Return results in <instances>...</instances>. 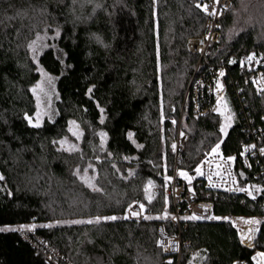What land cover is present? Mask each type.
I'll return each mask as SVG.
<instances>
[{
	"label": "trees",
	"instance_id": "trees-1",
	"mask_svg": "<svg viewBox=\"0 0 264 264\" xmlns=\"http://www.w3.org/2000/svg\"><path fill=\"white\" fill-rule=\"evenodd\" d=\"M195 1L0 0V264H47L17 233L28 223L73 264H160L166 255L156 244L157 219L135 223L123 213L137 199L149 204L151 217L161 210L160 190L149 202L143 188L147 181L160 188L170 177V120L180 115L189 135L181 168L192 171L220 144L225 156H236L241 183L260 187L255 200L212 193L213 214L264 215V154L242 160L239 153L247 127L264 128V94L246 59L254 54L264 73V0H231L210 47L208 63L228 69L226 134L212 101L196 118L190 97L185 101L198 62L186 42L204 22ZM41 32L48 37L35 61L29 45ZM38 67L56 78L55 114L34 127ZM63 137L72 149L59 145ZM111 216L118 219H104ZM95 217L99 223H72ZM182 239L189 242L182 264H252L264 253V221L252 247L222 221L190 223Z\"/></svg>",
	"mask_w": 264,
	"mask_h": 264
},
{
	"label": "built area",
	"instance_id": "built-area-1",
	"mask_svg": "<svg viewBox=\"0 0 264 264\" xmlns=\"http://www.w3.org/2000/svg\"><path fill=\"white\" fill-rule=\"evenodd\" d=\"M200 4L201 7L197 8L196 5ZM207 5V11L204 10V6ZM231 5V0H196L195 7L204 16L202 32L199 36L190 37L187 42V50L191 53L198 55V62L195 66L192 79L189 84V88L185 95V101L190 97L192 101L193 116L196 118L201 115H205L208 111V107H202L205 101H212V110L216 113L214 106L219 105L220 108L226 114L228 112V105L225 100V84L224 77L228 73L226 64L220 62L218 65L209 64L207 59L210 54L211 44L217 42L221 35V20L227 14V11ZM222 9H225L222 11ZM216 12V15H209V13ZM256 64L252 67L253 72L250 76L251 82L254 85L256 92L261 94L259 91L260 87H264V73L260 68H256ZM223 71L225 74L223 77L219 76V73ZM219 80L222 88H217V81ZM253 81H261L258 85ZM264 121V114L262 115ZM170 122L175 127V136L172 140L173 149V166L171 169L170 179H168L162 187L154 186L152 193H162L163 206L160 211L155 213V217H162L165 214L169 217L168 219H157L155 227L156 244L162 242L168 251H162L166 255L160 264H182L181 254L182 247L189 245L188 241H183L182 231L187 228L190 223L193 222H205V221H222L229 223L235 227L241 243L245 246L252 247L254 239L259 232L260 224L258 225H246L243 223L245 220H258L264 221L263 216H238V215H224L218 216L213 214V202L211 200L212 193L215 195L217 192H224L228 195L242 194L245 197L248 196L245 192L230 189H239L240 187L248 188L252 191L254 183H241L238 179L235 163L236 156L230 155L225 156L221 150L220 144L216 152L212 150L207 153L193 168L192 171L186 170L179 166V163L184 153L186 144L189 140V135L182 129V115L179 119H171ZM251 121L247 124L250 126ZM231 124L229 125V127ZM228 127V128H229ZM247 138L240 142L239 153L240 158L248 159L257 158L263 154L259 151L263 148L261 145V135L264 133L262 126L247 127ZM254 146V147H253ZM248 149V151H245ZM234 158V159H229ZM200 168L202 175L196 173V169ZM181 172L187 173L193 177L191 184L180 175ZM211 176V181H209ZM235 181V183H233ZM215 185V187H213ZM145 205V210L140 217L130 216L128 208L130 205L133 206L134 210H139V204ZM193 214L204 217L199 220H187L179 219L180 217H187ZM152 210L149 204L142 199L132 201L124 210L123 217L129 216L128 219L135 223L143 222L144 216H151ZM171 217H177V219H171ZM208 217H220L222 219H210ZM227 218V219H223ZM47 225V224H46ZM34 226V227H33ZM249 228L256 229L255 233H249ZM17 233L19 237L27 242L35 251L36 254L42 255L44 261L47 264H73L64 254L54 249L49 243L37 233L36 224H20L17 227ZM250 237V244L245 242V236ZM171 241V243H169ZM259 253H256L252 258V264H262V260ZM190 264V263H186Z\"/></svg>",
	"mask_w": 264,
	"mask_h": 264
},
{
	"label": "rangeland",
	"instance_id": "rangeland-1",
	"mask_svg": "<svg viewBox=\"0 0 264 264\" xmlns=\"http://www.w3.org/2000/svg\"><path fill=\"white\" fill-rule=\"evenodd\" d=\"M249 1L250 0H240V2L242 3V6L244 4L249 3ZM55 34H56V31L53 32L52 34H50L49 37H54ZM46 35H47L46 32H45V34H44V32L39 33L37 35V37H35L31 41V43L29 45L30 53H31V55L35 61H36L37 55L40 54V52L43 49V46L46 44L45 43ZM47 37H48V35H47ZM254 64H256V62L251 63V67H254ZM37 70H38L39 77H38L37 81L35 82V84L33 85V88H32V92H33V95L35 98V113H34V117L32 120L35 124H37V123L40 124L44 119H46V118L50 119L55 114L54 102H55V98H56V83H55L56 78L40 67H38ZM33 89H36V91L34 92ZM214 109L216 111V114L222 120L220 128L222 126H224L225 132H226L229 125L231 124V121H232V117L230 115L229 110L225 114L219 105H215ZM70 132L76 134V127H71ZM59 145L64 147L67 150L72 149V147H73V143H71L66 137H63L62 139L59 140ZM216 146H215V148H216ZM151 182H152V185L155 186V183L153 181H151ZM154 186L149 187V181H147L146 184L144 185L143 189H144V194H145L146 199L149 195L152 196V188ZM146 187H148V189H149L148 192H145ZM257 188L260 189V187L258 185L253 184V186H252L253 193H257L256 192ZM95 219H96V217H95ZM262 264H264V261L262 262Z\"/></svg>",
	"mask_w": 264,
	"mask_h": 264
},
{
	"label": "snow or ice",
	"instance_id": "snow-or-ice-1",
	"mask_svg": "<svg viewBox=\"0 0 264 264\" xmlns=\"http://www.w3.org/2000/svg\"><path fill=\"white\" fill-rule=\"evenodd\" d=\"M217 3H218V0H217ZM196 7H197V8H200L201 5H200V4H197ZM204 10L207 11V5L204 6ZM223 10H225V9H222V11H223ZM216 14H217L216 12L209 13V15H216ZM246 59H247L248 64H251L254 60H256V57H255V55L253 54V55H249ZM262 59H264V58H262ZM233 62H234V61H233ZM224 74H225V73H224L223 71H221V72L219 73V76H220V77H223ZM262 81H264V78H262ZM253 83H256V84L259 85V84L261 83V81H253ZM217 88H218V89L222 88V85L220 84L219 80L217 81ZM33 91L35 92L36 89H33ZM89 91H91V90H89ZM259 91L261 92V94H264V87H260V88H259ZM31 122H32V121H31V118H29V123H31ZM102 122H103V121H102ZM73 123H74V122H73ZM33 126H34V127H39V124L37 123V124H35V125H33ZM220 131H221L222 133H225V134H226V132H225V127H224V126L221 127ZM100 135H101V140H102V143H103V140H104V137L106 136V134H105V133H100ZM131 137H132V134L129 133V138L131 139ZM253 147H254V146H253ZM174 148H175V145H173V149H174ZM218 148H219V144H217L216 148H214L212 151H213V152H216ZM245 151H248V149H245ZM259 151H260L262 154H264V148H260ZM229 159H234V158H229ZM89 167H91V165H89ZM83 171H84V176L86 177V176H87V169H84ZM195 171H196L197 174H200V175L203 174V173H201L200 168H197ZM77 174L79 175V170H78ZM180 175L183 176V177L188 181L189 184H191L193 177L189 176V175H188L187 173H185V172H181ZM2 179H3V177L0 176V180H2ZM91 179H94V177H92ZM167 179H170V178L166 177V180H167ZM209 181H211V176H209ZM85 182H86V183H89L88 180H85ZM233 183H235V181H233ZM89 186H90V187H94L91 183H89ZM152 186H154V185H152V182L149 181V187H152ZM213 187H215V185H213ZM94 190H97V191H98L99 189H94ZM148 190H149L148 187H146V188H145V192H148ZM230 190H233V191L238 190V191H241V192H245L248 196H251L253 200L256 199V195L253 193V191H250L248 188L240 187L239 189H230ZM260 191H261L260 189H258V188L256 189V192H260ZM147 199H148L149 202H151V200L153 199V197H152L151 195H149V196L147 197ZM144 210H145V205H144L143 203H140V204H139V210H138V211H137V210H134V208H133L132 205H130L129 208H128V212H129L130 216H134V217H140V216L142 215V213H143ZM128 218H129V216H125V217H123V219H128ZM143 218H144V219H168L169 217L167 216V214H165V215L162 216V217L144 216ZM202 218H204V217H201V216H199V215L193 214V215H191V216H187V217H180L179 219L199 220V219H202ZM208 218H210V219H222V218H220V217H208ZM100 219H101V218L97 217L95 221H93V220H88V221H73L72 223H89V224H91V223H99ZM104 219H105V220H116V219H118V217H116V216H111V217H105ZM171 219H177V217H171ZM223 219H227V218H223ZM243 223L246 224V225H258V224H260L261 222L258 221V220H245V221H243ZM33 227H34V226H33ZM42 227H49V228H51V227H53V225H51V224H48V225H42ZM255 231H256V229L249 228V233L254 234ZM249 238H250V237H249ZM169 243H171V241H170ZM158 245H159L164 251H168V250H169V248L166 247L162 242H158ZM249 246H252V245L250 244ZM259 255H260L261 258H264V253H260ZM169 264H171V261H169Z\"/></svg>",
	"mask_w": 264,
	"mask_h": 264
},
{
	"label": "bare ground",
	"instance_id": "bare-ground-1",
	"mask_svg": "<svg viewBox=\"0 0 264 264\" xmlns=\"http://www.w3.org/2000/svg\"><path fill=\"white\" fill-rule=\"evenodd\" d=\"M245 236V242L247 243V244H250V238L248 237V236H246V235H244Z\"/></svg>",
	"mask_w": 264,
	"mask_h": 264
},
{
	"label": "crops",
	"instance_id": "crops-1",
	"mask_svg": "<svg viewBox=\"0 0 264 264\" xmlns=\"http://www.w3.org/2000/svg\"><path fill=\"white\" fill-rule=\"evenodd\" d=\"M264 261V259L262 260V262Z\"/></svg>",
	"mask_w": 264,
	"mask_h": 264
}]
</instances>
